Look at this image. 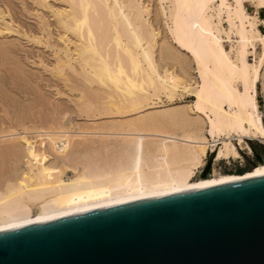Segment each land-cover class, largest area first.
Instances as JSON below:
<instances>
[{"label":"bare ground","instance_id":"obj_1","mask_svg":"<svg viewBox=\"0 0 264 264\" xmlns=\"http://www.w3.org/2000/svg\"><path fill=\"white\" fill-rule=\"evenodd\" d=\"M157 1L170 40L161 39L143 0H61L66 9L53 13L61 38L76 42L71 38L73 51L65 48L68 61L58 52L51 72L65 80L68 70L76 73L82 88L75 106L105 120L78 124L75 134L69 133L73 122L46 127L41 152L35 139L18 136L25 141L22 156L9 135L12 147L0 152L24 159L25 166L17 163L1 175L0 230L264 174V162L243 173L217 167L243 160L242 152L252 155L249 140L264 144L258 101L259 85L264 97V20L258 16L264 0H250L252 14L245 0ZM53 150L61 152L59 160ZM209 154L211 174L196 177Z\"/></svg>","mask_w":264,"mask_h":264},{"label":"water","instance_id":"obj_2","mask_svg":"<svg viewBox=\"0 0 264 264\" xmlns=\"http://www.w3.org/2000/svg\"><path fill=\"white\" fill-rule=\"evenodd\" d=\"M0 264H264V174L0 230Z\"/></svg>","mask_w":264,"mask_h":264},{"label":"rangeland","instance_id":"obj_3","mask_svg":"<svg viewBox=\"0 0 264 264\" xmlns=\"http://www.w3.org/2000/svg\"><path fill=\"white\" fill-rule=\"evenodd\" d=\"M42 1L0 0V129L1 131L2 129L6 130V128H8V131L10 128L14 130V132H11L12 130L10 129L11 131L9 132L11 133H5L4 135L6 136H3L2 133L0 134V136H3L4 138L3 139L2 137H0V143H2L3 146L5 145L3 147L0 144V151L12 147L10 143L11 140L9 142L8 139L10 135L9 138L12 137L13 143L16 146L15 148L17 150L19 149V151H15L21 156L24 154V149H26V147L24 145L25 141L20 140L18 136L25 137L28 140L31 139L30 141H32V139H35L33 140L35 141V144H33L34 149L36 147L35 151L37 152L38 150L39 152L42 147L43 150H47V141L45 142V139H47L46 137L49 135V133L46 134V131L47 128L53 124L59 125L60 123L61 125L64 124L66 126H69L71 122H73L72 124L74 125L71 124L72 129L69 130L70 132L66 131V135H68V132L71 133L72 130L74 132L72 133L75 134V132L78 130L77 128L79 127L78 124L91 125L95 120H97V122H102L103 120H105V117L100 116L88 117L86 114L84 115V113H82L78 109V107L75 106L76 104H78V90L82 88L80 87L82 82L78 78V75L76 77V73L71 72L67 69L68 73H64L66 74L65 76L68 77L67 81L65 80L66 78H64L63 75L62 77L58 78V76H55L53 71L51 72V69L55 68L54 65L56 66L57 60H61L58 57V52L63 60L68 61L69 59H64L66 58L64 57V54L66 52L65 48H69V50L71 49V51H73L74 45L70 42L72 41V43H74V41L76 42V40L74 36L69 35L68 37H70V42L63 41L66 39L64 37L63 39L61 38L63 35L61 33L62 30L59 27L58 21L56 20V17L54 15L56 10H60L59 12H61V9H66V7H64L66 5L62 3L61 0ZM41 2L43 3L42 5H40ZM143 3L145 6H149L151 10L150 22L155 25V27H159V29H161V39H169L167 33L165 32L166 25L164 23V19H162L158 14V1L143 0ZM245 5L249 13L252 14L256 12L255 4L252 1L245 0ZM258 16L262 20H264V7L260 8ZM8 27L11 30L7 31L8 29L6 28ZM225 27H227L226 24ZM260 29L264 34V25L262 23L260 24ZM71 38L74 41L71 40ZM228 44L225 43L227 48ZM260 50L261 46L260 44H258L256 48V55H260ZM191 69V71H193L192 67ZM72 88L77 89L72 90ZM260 90L261 89L259 85L258 101L260 103V106L262 107L264 105V97ZM163 100L164 104H168V102L165 101L164 97ZM190 100V98H185L183 101L187 102ZM184 102L182 104H185ZM77 109L79 110V112H81V114ZM68 112L70 115L68 114ZM64 118H66V120H64ZM92 118L95 119L93 120ZM23 126H28V128L35 126L34 128L37 131H35L34 128H32V131L31 129L24 130ZM62 133H64L65 135L64 131H61L59 134L61 135ZM14 136L18 138L20 142H18V140H15L16 138L14 139ZM4 141L6 144L3 143ZM16 141L18 143H16ZM8 142L9 144L7 145ZM249 143L253 147L254 152L252 153V155H247L242 152L243 160H231L229 163H226V161H221L217 165V167L220 168L222 172L239 173L244 170H249L253 166L260 163L257 160L256 154L263 155L264 144L259 142L258 140H249ZM56 153L61 154V152ZM56 153L54 151L52 152V155H55ZM58 154L54 157L58 158ZM210 155L211 154L208 155L206 160H208ZM9 156L10 155H8V153L7 155L6 153L0 154V172L2 171L0 174V181L3 176L7 174V170H9L8 173L11 171V169L13 168L12 166L17 167L18 164L19 166H25L24 159L21 158L20 160H18L19 162H16L13 157L11 158V156ZM52 157L53 156L49 157L50 160L53 159ZM9 159L10 161H8ZM9 167L11 168L9 169ZM71 175L72 171H69L67 176ZM196 177H199V173Z\"/></svg>","mask_w":264,"mask_h":264},{"label":"trees","instance_id":"obj_4","mask_svg":"<svg viewBox=\"0 0 264 264\" xmlns=\"http://www.w3.org/2000/svg\"><path fill=\"white\" fill-rule=\"evenodd\" d=\"M244 171H246V170H244ZM244 171H241V172H239V173H242V172H244Z\"/></svg>","mask_w":264,"mask_h":264}]
</instances>
